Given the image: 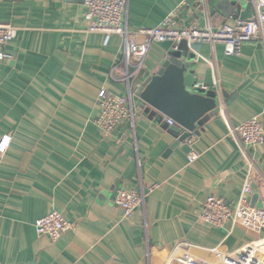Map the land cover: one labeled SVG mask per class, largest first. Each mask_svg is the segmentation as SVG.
I'll use <instances>...</instances> for the list:
<instances>
[{
  "label": "crops",
  "instance_id": "1",
  "mask_svg": "<svg viewBox=\"0 0 264 264\" xmlns=\"http://www.w3.org/2000/svg\"><path fill=\"white\" fill-rule=\"evenodd\" d=\"M235 1L227 7L206 0L203 8L200 0H129L128 25L132 33L155 27L178 8L183 26H204L207 13L214 27L254 15V0ZM0 23L17 28L7 47L13 58L0 61V264H183L185 253L224 264L222 256L264 235L199 217L211 195L238 203L250 160L248 200L264 208V143L246 158L224 121L237 124L261 111L264 43L249 41L240 55H227L222 43L200 45L193 72L205 91L217 93L220 111L199 135L178 143L181 133L167 116L151 115L138 89L135 133L129 124L105 132L95 123L100 89L125 92L110 77L112 67L117 76L125 67L123 38L91 32L82 0H0ZM177 45H153L141 85ZM192 149L200 157L189 163ZM155 184L145 209L124 218L117 190L148 192ZM53 209L73 224L57 241L35 227Z\"/></svg>",
  "mask_w": 264,
  "mask_h": 264
},
{
  "label": "built area",
  "instance_id": "2",
  "mask_svg": "<svg viewBox=\"0 0 264 264\" xmlns=\"http://www.w3.org/2000/svg\"><path fill=\"white\" fill-rule=\"evenodd\" d=\"M82 1L85 7V19L91 32L104 33L107 38L111 35H119L123 38L125 67L121 69V75L117 76L116 71L119 67L115 65L112 67L110 77L121 82L125 92L113 93L108 88L102 87L98 95L99 113L95 123L105 132L129 124L132 132L135 133L137 107L134 97L136 90L142 86L138 77L154 44L173 42L177 45L183 40L189 46L197 42H207L213 46L222 43L227 55H240L245 43L252 40H260L264 43V0H254L255 13L250 18H236L233 22H225L219 27L211 24L207 12L204 26H183L177 19L178 8L165 17L159 25L140 28L136 33H132L128 25L129 0ZM200 4L204 8L206 0H200ZM138 35L145 36V39L139 41ZM16 36V27L0 23V61L13 58L7 47ZM200 58L214 68L212 61L203 56ZM263 118L264 105L259 113L237 124L224 116L230 137L246 158H249V148L264 143ZM168 122L170 125L175 123L171 118ZM199 157L200 154L192 149L188 155V162L193 163ZM253 167V162L250 160V170L243 181L241 198L234 207L218 195H211L204 201L199 215L203 222L218 228H223L231 222L233 227L241 225L256 233L264 231V208L252 206L248 200L254 192ZM158 187L159 185L155 184L148 192L143 189L117 190L114 200L123 209L124 218H130L138 208L145 209L147 195ZM35 227L38 235L57 241L73 227V224L61 212L53 209L40 218ZM222 260L224 264H264V235L248 241L234 254L222 256ZM179 261L183 264H207L195 260L187 253L180 257Z\"/></svg>",
  "mask_w": 264,
  "mask_h": 264
},
{
  "label": "water",
  "instance_id": "3",
  "mask_svg": "<svg viewBox=\"0 0 264 264\" xmlns=\"http://www.w3.org/2000/svg\"><path fill=\"white\" fill-rule=\"evenodd\" d=\"M231 6L235 0H221ZM202 43L191 46L183 40L173 47L161 61L160 68L138 89L144 102L153 108L151 115L160 112L174 120L171 129L181 133L178 143L190 136L200 134L199 127L216 113L220 106L215 91H205L207 86L197 80L193 72V61ZM256 197V196H255Z\"/></svg>",
  "mask_w": 264,
  "mask_h": 264
}]
</instances>
